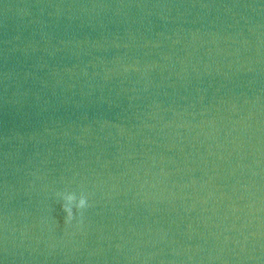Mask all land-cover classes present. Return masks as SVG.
I'll return each mask as SVG.
<instances>
[{
    "label": "water",
    "instance_id": "water-1",
    "mask_svg": "<svg viewBox=\"0 0 264 264\" xmlns=\"http://www.w3.org/2000/svg\"><path fill=\"white\" fill-rule=\"evenodd\" d=\"M0 264H264V0H0Z\"/></svg>",
    "mask_w": 264,
    "mask_h": 264
},
{
    "label": "clouds",
    "instance_id": "clouds-1",
    "mask_svg": "<svg viewBox=\"0 0 264 264\" xmlns=\"http://www.w3.org/2000/svg\"><path fill=\"white\" fill-rule=\"evenodd\" d=\"M89 207L88 197L84 196L77 208L74 210L67 208L63 204V210L67 213L66 222L71 225L72 221L76 218L77 213L79 214L80 222L83 223L84 211Z\"/></svg>",
    "mask_w": 264,
    "mask_h": 264
}]
</instances>
